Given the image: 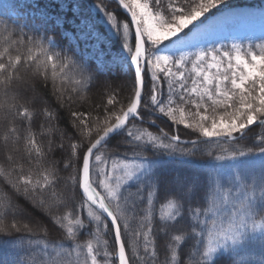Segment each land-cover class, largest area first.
I'll return each instance as SVG.
<instances>
[{"label":"snow or ice","instance_id":"snow-or-ice-1","mask_svg":"<svg viewBox=\"0 0 264 264\" xmlns=\"http://www.w3.org/2000/svg\"><path fill=\"white\" fill-rule=\"evenodd\" d=\"M115 2L128 14V22L123 23L122 27L117 23V17L111 11H107V0H100L95 7L103 14L110 28L122 37L121 48L128 53L130 103L126 110L121 108L119 114L109 113L107 107L104 108L102 123L97 117L94 141L91 139L94 130L89 127L88 117L84 113L71 112L73 123L70 127L75 135L69 136L67 131L59 127L55 130L60 132L61 137L68 136L69 140L77 139L81 143L70 144L67 163H64L63 145L55 146L60 149V163L63 164V168H57L55 160H47V155L54 151L51 144L46 146V150L37 145L35 134L31 131V122L24 124L30 116L29 108L21 105L19 101L30 97L31 105L39 106L38 113L42 112L47 120H55L58 124L59 112L56 109L64 106L65 99L71 102V98L64 96V91L58 87L57 81L60 80L61 84L66 83L70 79L68 73L74 72L79 76L76 81L78 87L75 90L78 94L95 87L98 74L104 73L107 70L106 66L97 65L93 69L84 57L76 53L55 58L47 56L32 72L30 80H24L16 75L22 66L21 56L16 55L13 58L8 48L0 51V113H3L5 123L11 117L13 121H19L24 125L7 129L4 142L7 144L9 138H15L16 141L25 138L27 140L25 162L30 163L34 158L32 152L35 151L44 157L45 163L51 164V170L45 169L46 174L41 176L43 182H34L31 167L25 169L23 164L18 163L13 157H5L6 167L0 166V179L3 180L0 188L5 192V196L0 198V232L32 233L34 227H43L40 221L31 216L25 204L41 209L48 217L49 225L53 227L60 225L66 217L53 218L52 209L65 206V202L54 201L48 204V199H54L50 193L53 187L59 184V172L67 171L78 163L80 167L75 170L74 175L68 177L69 192L74 188L75 194L81 197L80 208L86 209L87 217L95 222L93 239H98L101 231L107 230L106 235L110 232L113 250L117 253L114 259L118 264H169V245L164 239L169 236L168 225H162L155 233L161 237L160 248L164 256L163 260L159 258L157 250L151 246L152 241L149 239V236L154 234L151 227L153 196L161 188L159 177L153 174L154 166L147 162V158L133 150L130 159L120 161L119 164L113 163L111 173L106 172L103 180L93 181L94 163L98 165L106 162L96 153L101 152L113 133L119 134L121 130L127 131L128 142L134 146V149L140 147L139 142L144 138L134 135L133 131L128 130L127 125L130 118L135 119L141 113L147 116L151 111L152 114L166 115L176 124L194 130L198 133V138L181 142L178 135L169 138L165 133L164 138L168 139V143H165L164 139L149 134L145 142L147 147L167 151L170 154L190 156L200 149L201 144H214L221 154H214L212 150H208L207 155L214 156L216 160L238 161L241 157L253 155L251 149L245 151L239 146H234L229 150L221 145L234 144L236 140L244 139L246 134L252 131L253 125L264 128V43H248L246 47L232 43L227 50L222 43L219 47L213 44L195 50H184L191 44L187 39L188 32L185 30L191 31L190 26H192L197 30L193 35L198 34L201 27L194 22L224 0H115ZM36 30H39V26ZM130 36L133 37L131 45ZM6 43L11 44L10 41ZM27 44H37V42L27 41ZM41 51L47 50L41 48ZM49 61H52L50 65ZM35 62L36 59L30 57L26 63ZM58 69L61 70L59 76H57ZM49 83L52 88L51 95L57 101L56 108L39 95H34L38 88L47 87ZM107 103L115 107L113 98L110 97ZM20 108H23L22 112ZM85 137L88 138L87 143H84ZM259 142L264 144V137H261ZM182 143L191 144L192 148L183 147ZM76 149H79L78 157L75 153ZM259 154L258 175L241 172L235 177L237 181L245 183L251 178L253 186L260 189L259 202L254 198L246 200L240 196L233 198L230 192L223 191L224 179L219 175L214 177V183L220 191L214 195L206 211L200 213L204 219L187 231V239L191 240L194 238V229L200 230L199 245L204 250L196 264H216L217 256L226 251H235L238 245L244 244L251 238L249 222L251 221L254 231L257 224L255 217L257 215L264 217V147L259 148ZM119 171H122L123 175L117 174ZM96 175L99 176L100 173L97 172ZM49 176L53 178L51 181L48 179ZM133 180L138 182L137 199L144 197L145 184L141 182L146 181L151 184V189L147 193L146 208L138 207L137 202L131 199L133 193L129 184ZM94 183L96 187H93ZM100 187L105 191V195L97 191ZM195 190L196 185L192 183L184 192L165 189L162 194L183 200ZM228 204H231V207L226 209L225 205ZM19 217L27 218L31 226ZM7 220L11 222L6 223ZM130 220L138 223L141 231L130 232ZM260 225L264 228V219L260 221ZM85 227L82 219L77 218L72 221L58 245L61 251H57L56 247L49 249L45 245L40 264H75L71 259L73 247L84 253V259L80 264H100L99 244H94L93 239H88L84 244L79 243V233ZM145 227L147 232L142 231ZM88 231L92 232V229L89 227ZM141 237H143L142 245L139 243ZM259 239L261 247L264 248V235ZM180 240V236H175L171 242L175 244ZM107 244L108 241H105V246ZM182 255L190 256V253L183 252ZM171 259L175 264L177 259L175 247L172 248ZM179 264H192V262L181 259ZM239 264H253V262L241 260ZM259 264H264V257Z\"/></svg>","mask_w":264,"mask_h":264},{"label":"trees","instance_id":"trees-1","mask_svg":"<svg viewBox=\"0 0 264 264\" xmlns=\"http://www.w3.org/2000/svg\"><path fill=\"white\" fill-rule=\"evenodd\" d=\"M97 3H100V0H0V51L8 48L9 54L13 58L16 55L21 56L22 66L20 71L16 73L18 77L30 80L32 72L47 56L55 58L56 56L63 57L76 53L78 56L84 57L93 69L97 65L106 66L107 70L98 74L95 87L78 94L75 90L78 87L76 81L79 76L74 72L68 73L70 79L66 83L61 84L60 80L57 81L58 87L64 91V96L71 98V102L65 99L64 106L56 109L59 112L58 124L55 120H47L42 112L38 113L37 108L39 106L33 107L30 97L19 101L21 105L29 108L30 116L24 124L31 122V131L35 134L37 145L45 150L47 145L51 144L53 146L54 151L47 155V160H55L57 168H63V164L60 163V149L55 146L63 145L64 163H67V152L70 144L81 143L77 139L69 140L68 136L61 137L60 132L55 130L56 127H59L67 131L69 136L75 135L70 127L73 123L71 112L84 113L88 117L89 127L94 130L91 137L94 141L96 139L97 117H99V122L102 123L105 115L104 108L107 107L109 113L116 112L119 114V110L127 108L130 103V79L127 76L128 53L121 48L122 37L110 28L103 14L95 7ZM107 3V11H111L117 17V23L121 27L123 23L128 22V15L114 0H107ZM62 4L65 6L61 7ZM232 9H257L262 11L264 10V0H224L223 3L200 17L194 24L197 25L214 15ZM45 20L47 21L46 23L44 22ZM38 26L39 30L37 31ZM5 28H7V31H5ZM192 28L190 26V29ZM185 32H189V30L186 29ZM6 41H10L11 44L6 43ZM17 41L21 43H16ZM27 41H36L37 44H27ZM132 43L133 37L130 36L129 44L131 45ZM251 43H264V38L252 40ZM41 48L47 51L42 52ZM30 57L36 59L34 64L26 63ZM55 62L60 63V61ZM51 63L52 61H49V65ZM60 71L59 69L57 70V76H59ZM51 90V83H49L47 87L38 88L34 95H39L43 100L51 104L53 108H56L57 101L51 95ZM110 97L113 98L115 107L108 105L107 101ZM20 111L22 112L23 108H20ZM45 111H47V108H45ZM140 116L142 119H132L127 125L128 130L133 131L134 135L144 138L139 142L140 147L134 149V146L128 142L126 130H121L119 134L115 133L108 139L101 152L96 153V155H101V159L106 162L98 165L94 163L92 179L93 181L100 180L107 172L105 166L108 167L112 163L130 159L133 150L147 158V162L154 166L153 174L158 176L161 181V188L153 196L151 227L154 234L149 236L152 241L151 246L157 250L159 258L163 260L164 256L160 248L161 237L155 233L162 225L167 224L169 236L164 237V239L168 241L169 245V264H174L171 259L173 247H175L177 253L175 264H179L181 259L185 262L191 260L192 264H196L204 250L199 245L198 233L200 230L198 228L194 229V238L191 240L187 239V231L191 226L204 219L200 213L206 211L214 195L220 191L214 183V177L219 175L224 179L223 191L230 192L233 198L236 196H240L245 200L254 198L259 202L260 189L253 186L251 178L245 183L237 181L235 177L241 172L259 174V148L264 147V144H260L259 141L261 137H264V128L253 125L251 126L252 131L247 133L244 139H238L234 144L225 143L221 145V147L229 150L234 146H239L245 151L251 149L253 155L241 157L238 161L216 160L214 156L207 155L208 150H212L214 154H221L214 144H201L200 149L190 156L186 154H170L167 151L147 147L145 142L149 134L160 137L164 139L165 143H168V139L164 138L165 133L178 135L180 138L186 139L198 138V133L192 129H187L185 125L176 124L163 114H152L149 111L147 116L143 113ZM150 121H155L159 126L151 124ZM189 122L194 123V121ZM23 126L19 121H13L11 117L5 123L3 113H0V166L6 167L5 157L11 156L18 163L23 164L25 169L32 168L34 182H43L41 176L46 174L45 169L51 170V164L45 163L44 157L35 151L32 152V157L34 158L31 159L30 163H26L24 157L27 156V150L25 149L27 140L25 138H21L19 141H16L15 138H9L7 144L4 142L7 136V129ZM87 141L88 138L85 137L84 143H87ZM182 146L192 148L191 144L182 143ZM75 153L78 157L79 149H76ZM79 167L80 165L77 163L67 171L59 172V184L54 186L50 193L54 199H48V204H52L54 201L57 203L65 202V206L52 209V217L64 216L66 219L60 225L53 227L49 225L48 217L42 213L41 209L32 208L30 205L25 204L31 216L40 221L43 227H34L32 233L0 232V264H24V262L40 264L43 256V247L47 245L49 249L56 247L57 251H61L58 247L61 243V238L66 235L67 227L70 223L77 218L82 219L86 226L79 233V243L84 244L88 239H93L95 222L87 217L86 209L82 210L80 208L81 197L75 194L74 188L72 192H69L68 177L74 175L75 170ZM97 172L100 173L99 176L96 175ZM48 179L51 181L53 178L49 176ZM191 181L195 183L196 190L194 193L186 195L183 200H178L176 196H165L162 194L167 188L166 185L176 182H178L177 189L168 188L167 190L184 192L187 190L188 185L192 184ZM141 183L145 184L143 199H137L136 188L138 182L136 180L129 184L133 193L131 199L137 202L138 207L146 208L147 193L151 189V184L146 181ZM0 185H3L2 179H0ZM98 189L104 195L106 194L102 187ZM4 196L5 192L0 188V198ZM69 196L73 198H68ZM21 203L24 202L21 201ZM230 207L231 204L225 205L226 209ZM68 214L71 215L69 216ZM19 219L24 223H30L31 226V222L27 218L19 217ZM102 219L105 218L102 217ZM255 219L258 222L264 217L257 215ZM5 222L10 223L11 221L7 220ZM105 223H107L106 219ZM89 227L92 232L88 231ZM105 231L100 232L98 239H93L94 244H99L98 260L100 264H118V261L114 259L116 251L113 250L111 233L108 232L106 235ZM129 231H141L139 224L130 220ZM142 231L147 232V227ZM249 233L251 238L247 239L244 244L238 245L235 251H226L217 256L216 264H239L241 260L259 264V261L264 257V248L261 247L259 239L261 235H264V228L260 229L256 225L253 231L250 221ZM175 236H180L181 240L172 244L171 241ZM105 241H108L107 246H105ZM139 243L143 244V237L140 238ZM71 251L72 261L75 264H80L84 259V253L75 247ZM183 252L190 253V256H183Z\"/></svg>","mask_w":264,"mask_h":264},{"label":"rangeland","instance_id":"rangeland-1","mask_svg":"<svg viewBox=\"0 0 264 264\" xmlns=\"http://www.w3.org/2000/svg\"><path fill=\"white\" fill-rule=\"evenodd\" d=\"M197 26L201 27L198 34L193 35V33L197 31L195 28H192V30L188 32L187 39L191 44L184 48L186 51L195 50V48L198 47L211 46L213 44L219 47L221 43L226 46V50L232 43H238L246 47L252 40L264 38V10H226L208 18L204 22L198 23ZM188 69H191L190 65ZM112 164L108 167L105 166L107 173H111ZM117 174L123 175V172L119 171ZM104 178L105 176L103 175L100 180ZM177 183L178 182L166 185V189H177ZM256 225H258L260 229H263L260 225V221H258Z\"/></svg>","mask_w":264,"mask_h":264},{"label":"water","instance_id":"water-1","mask_svg":"<svg viewBox=\"0 0 264 264\" xmlns=\"http://www.w3.org/2000/svg\"><path fill=\"white\" fill-rule=\"evenodd\" d=\"M122 9H123V8H122ZM123 10H124V9H123ZM124 11H125V10H124ZM125 12H126V11H125ZM137 117H138V116H137ZM130 120H131V118H130ZM114 134H115V133H113V135H114ZM111 136H112V135H111ZM111 136H110V137H111ZM110 137H109V138H110ZM109 138H108V139H109ZM192 140H196V139H192ZM181 141H190V140H187V139H186V140H185V139H181ZM93 187H95L94 184H93ZM97 191H99V190H97ZM81 192H82V189H81ZM116 255H117V253H116Z\"/></svg>","mask_w":264,"mask_h":264}]
</instances>
